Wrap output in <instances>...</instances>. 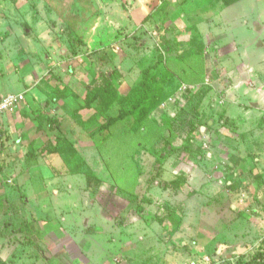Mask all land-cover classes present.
Returning <instances> with one entry per match:
<instances>
[{"label":"rangeland","instance_id":"1","mask_svg":"<svg viewBox=\"0 0 264 264\" xmlns=\"http://www.w3.org/2000/svg\"><path fill=\"white\" fill-rule=\"evenodd\" d=\"M6 94L24 101L0 116L4 263L264 252V0L1 1Z\"/></svg>","mask_w":264,"mask_h":264},{"label":"trees","instance_id":"2","mask_svg":"<svg viewBox=\"0 0 264 264\" xmlns=\"http://www.w3.org/2000/svg\"><path fill=\"white\" fill-rule=\"evenodd\" d=\"M5 1V0H0ZM237 0H225L226 4H231ZM100 58V59H99ZM98 61L101 62V65L104 67L108 62V57L105 52L100 54ZM92 90L95 94V98L99 100V113L103 114L105 110H108L117 98V89L113 83L111 74H106L103 71L96 73L92 81ZM0 264H6L0 259ZM247 264H264V252H259L255 254L252 260Z\"/></svg>","mask_w":264,"mask_h":264},{"label":"built area","instance_id":"3","mask_svg":"<svg viewBox=\"0 0 264 264\" xmlns=\"http://www.w3.org/2000/svg\"><path fill=\"white\" fill-rule=\"evenodd\" d=\"M24 101L22 94H6L0 96V116L13 114Z\"/></svg>","mask_w":264,"mask_h":264},{"label":"crops","instance_id":"4","mask_svg":"<svg viewBox=\"0 0 264 264\" xmlns=\"http://www.w3.org/2000/svg\"><path fill=\"white\" fill-rule=\"evenodd\" d=\"M0 96H3V95H0ZM238 109V108H237ZM252 121H250V117H241V119L238 121V124H239V132L242 134V132H244L245 130V123H255L253 119H251ZM245 138L242 137L240 135V142L242 143V145L244 144L243 140ZM264 139V137H263ZM242 140V141H241ZM264 143V142H263Z\"/></svg>","mask_w":264,"mask_h":264}]
</instances>
